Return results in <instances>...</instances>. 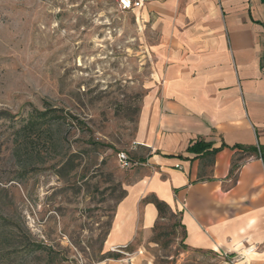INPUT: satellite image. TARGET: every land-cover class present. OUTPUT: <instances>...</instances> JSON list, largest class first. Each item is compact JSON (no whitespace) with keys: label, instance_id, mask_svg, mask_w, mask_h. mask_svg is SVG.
Segmentation results:
<instances>
[{"label":"rangeland","instance_id":"374dc122","mask_svg":"<svg viewBox=\"0 0 264 264\" xmlns=\"http://www.w3.org/2000/svg\"><path fill=\"white\" fill-rule=\"evenodd\" d=\"M149 42L116 0H0V112L68 117L28 144L0 119V264H241L188 251L174 212L122 253L106 248L128 182L116 153H132L154 74Z\"/></svg>","mask_w":264,"mask_h":264},{"label":"crops","instance_id":"0c3cea01","mask_svg":"<svg viewBox=\"0 0 264 264\" xmlns=\"http://www.w3.org/2000/svg\"><path fill=\"white\" fill-rule=\"evenodd\" d=\"M130 12L150 41L154 74L106 248L122 253L147 239L156 200L179 214L188 251L264 264V163L234 148L264 147V0H142ZM198 140L225 147L187 152Z\"/></svg>","mask_w":264,"mask_h":264},{"label":"trees","instance_id":"16d2710c","mask_svg":"<svg viewBox=\"0 0 264 264\" xmlns=\"http://www.w3.org/2000/svg\"><path fill=\"white\" fill-rule=\"evenodd\" d=\"M17 116V114L10 115L7 112H0V119L8 118L12 123H18L21 125L19 133L21 132L24 135L22 137L20 136V138L25 144L46 138L44 135L46 136L47 133H51V126L53 124L68 118L67 116L59 114L56 109L31 111L25 118H19ZM223 147H225V145L222 144L220 148L212 149V145L210 143H206L203 140H198L187 148V152L201 156H213ZM234 148H237L244 154L258 156L264 163V147L255 148L235 146ZM242 158L243 157L239 156L232 159L230 174H232L239 167V163ZM124 195L125 191L123 192V195L120 197L119 201L124 197ZM154 205L158 212V220L164 219L167 215H172L170 209L164 203L155 200ZM117 256L118 255H114V259Z\"/></svg>","mask_w":264,"mask_h":264},{"label":"built area","instance_id":"2783aa9c","mask_svg":"<svg viewBox=\"0 0 264 264\" xmlns=\"http://www.w3.org/2000/svg\"><path fill=\"white\" fill-rule=\"evenodd\" d=\"M116 5L120 11H132L142 6V0H117ZM116 162L119 168L123 170L129 169L131 166L136 165L129 155L123 151L116 153ZM111 250L114 252L118 251L117 248Z\"/></svg>","mask_w":264,"mask_h":264}]
</instances>
